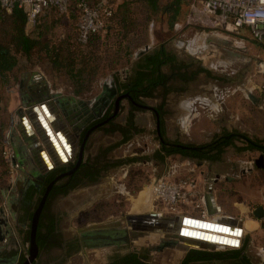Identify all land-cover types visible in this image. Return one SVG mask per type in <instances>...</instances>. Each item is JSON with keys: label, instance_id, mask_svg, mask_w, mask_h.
Segmentation results:
<instances>
[{"label": "rangeland", "instance_id": "1", "mask_svg": "<svg viewBox=\"0 0 264 264\" xmlns=\"http://www.w3.org/2000/svg\"><path fill=\"white\" fill-rule=\"evenodd\" d=\"M104 1L111 9V12L116 13L121 2L124 0ZM125 1L131 3L130 12L133 13L132 16L136 28L133 32L128 34L126 39L121 41L117 36L113 37L111 34L110 37H107L104 31L101 32L96 59L95 61L91 60V66H89V69L94 71V76L89 82L88 87L84 90H78V86L64 73V71H55L41 50L36 48L37 51L33 52V58L31 60L21 55V53L17 54L18 66L13 74L10 75L9 83L3 87L0 85V206L7 200L9 187L20 175H24V173L20 171V167L15 166L10 156H14L15 151L19 149V147H22V149L25 147V151H28L32 139H35L41 146L44 144L38 130L35 128L34 124H32L33 122L30 123L32 120L30 117L32 109H35L38 105L42 106L45 103H49L52 107L56 108L62 119L65 118V114L60 107L61 104H63L66 109L69 106L70 109L72 107L73 110L75 106H78V109L74 111L80 112L79 103H81L80 106L82 103H85V106H87L89 110L94 103L93 101H95L107 86L113 88V86H115L113 84L115 80H124L131 74V66L142 52L151 51L159 44H163L166 49L175 53L179 59L196 63L195 65L206 68L212 78L210 76L208 77L206 73L201 72L197 74L194 82L190 84L191 88L189 87V90L188 85L190 82L186 84L175 80L172 84L178 86L176 87L178 92H170L167 94L164 93L161 88L157 93H154L152 98L142 99L145 105L153 106L163 100L166 103V99H171L172 96L174 97L173 100L177 101L179 99V97H175L177 93L187 90L189 93L187 96L192 98V96H195L194 94H204L205 90L206 93L209 92L210 87L213 85L220 87L231 85V90L234 89V93L225 97V100L222 99V101L224 100L225 102L224 105L231 101L238 106H242L243 109H245V107H250L249 100L242 96L240 88H243L242 81L246 77L254 79L259 78L261 75L260 67L264 65V40L259 42L253 39L251 33L246 28L239 30L238 34L221 30L230 36L232 42H228V45L217 42L213 51L210 47L205 48L206 34H212V30L208 28L204 29L202 25L186 24L185 15L187 12L186 6L188 0H182L180 14L171 26L168 22L169 15L162 12L163 6L169 3L170 0H156L158 10L152 13L148 11L144 3H140L138 0ZM48 17L58 20L59 23L54 29L51 28L50 32L47 33L44 38H48L50 35H55L60 38L66 34L76 35V25L71 20V17L68 18L67 15L60 14L57 11L55 13L50 12L49 14H41L33 23L27 22L26 20L25 32L29 35H34L33 30H35L42 19H50ZM111 25H114V20H112ZM217 30L220 31L219 29ZM111 31L112 30H110L109 33H112ZM202 33L205 35H202ZM73 41V47L77 46L78 43L82 44L78 39H74ZM119 42L120 45L117 44ZM6 43H8L7 40ZM147 46L149 48L145 50ZM126 47L128 49L127 54L125 52ZM77 67H79V65H77ZM92 67L96 69L94 70ZM164 71L169 72V69L165 67ZM25 73H30L37 79L39 96H43L39 99H44L41 101V104L39 103V99L35 103L31 101V99H28V96H26L27 94L20 91V76ZM198 76H200V78H198ZM213 77H218L219 81L213 80ZM22 83L24 84L23 80ZM177 88L183 89L180 91ZM253 89L252 93L256 95V87ZM180 95L181 94L178 96ZM127 107L128 104L124 101L121 107V114L116 121L123 122ZM198 109H200V112L204 116H202V118L194 117L192 121L208 127L212 118L206 111H203L201 108ZM74 111H72V115L75 113ZM164 111L167 115L168 111L166 107ZM251 111L254 112V115L258 118H261V116L264 117V113L261 110L257 111L252 109ZM170 112L173 113L174 111H169V113ZM248 113L250 114L251 112ZM133 115L134 123L142 129L139 134L134 135L132 139L125 142L121 140L119 134L103 137L101 139L102 141H97L96 145L88 152L89 155H91L98 147L107 146L108 148L105 152L109 151L108 156L112 160L117 159L120 161L118 162V166L109 171L99 184H86L82 188H77L71 191L67 196L61 197L56 201L55 208L62 214L61 228L66 235L72 234L71 231H76V229L84 231V229L87 228L90 229L91 227L107 225H116L120 229H129L131 227L127 225L125 216H133L141 213H155L157 216L161 217L188 215L196 219H213V217L204 212L198 204H194L193 211L188 213L185 211L180 212L179 209L177 211H170L165 208L160 201L154 200L152 185L157 178L166 179L162 175L165 163H167V165L168 163L169 165L180 164V162L185 159L179 154L170 155L166 157L164 161L153 159L152 154L158 147L159 141L155 132V123L152 115L149 110L145 111L144 109L134 110ZM23 119L29 121L31 126H28V129H30V127L33 128L31 135L24 136V134H22L20 122H23L21 121ZM241 119L244 123L240 125V129L243 131L237 128H225L215 136L221 135L223 131L229 132L236 130L239 134L245 135L249 139L264 140V124L255 127L253 126V118L242 117ZM175 120L176 118L173 117L174 127L169 131V136L165 134L167 139L171 141L175 140L180 143L183 141L187 144L194 145L208 142L205 140L198 142L196 136H192V140H189L183 137L187 134L185 132H181L184 134L181 140L178 136L175 137L176 131L179 129L177 124H175ZM220 121L226 124L222 114H218L215 118V122ZM166 122L168 123V121ZM166 122L165 133L168 132V130L166 131ZM211 136L212 134L209 133L203 136L202 139L204 137L209 139ZM45 137L47 136L45 135ZM238 138L239 140H236L235 144L240 146L244 140L240 137ZM49 142L52 143V141ZM26 144H28V146ZM54 149H56L55 146ZM257 155L258 154L255 152H239L234 147L230 146L225 150L224 155V158H229L230 162L224 166L228 169V167L232 165L233 167H231L234 172H236L235 176L238 177L240 176L238 167L241 165L246 169L248 165L247 162L250 160L251 163L249 165H253L254 160H252V158ZM130 157L136 158L137 160L128 161V159H131ZM90 158L91 157L87 159L89 160ZM69 159L73 160L71 158ZM125 159L126 163H121ZM236 159H240L244 163L233 162ZM246 160L247 162H245ZM68 163L69 162L60 163V165L67 166ZM262 175H264V173ZM260 179L263 181L264 176ZM171 181L177 182L179 180L175 179ZM258 181L259 179L257 182ZM226 187L229 188L228 186ZM230 192L229 189L226 190V194L229 195ZM247 216L254 217L251 212L248 213ZM139 233L154 232L150 230H141L137 231L135 235L138 236ZM165 234L166 233H159L157 239L143 238L138 242H136V238H130L131 246L138 250L149 248V260L155 264H176L178 259L183 256L185 250L189 249L220 253V255L229 258H234L231 253L240 249V252L246 253L253 262L264 264V237H260L255 233H251V236L243 233L239 238V246L236 245L234 247H189L183 245L180 241H176L174 245L167 246L163 250V253L158 252L155 247L161 240H177L175 236L170 233ZM241 244L243 247H241ZM100 251L102 250L95 249L94 251H90L88 256L75 255L72 257V262L69 264H84L85 262L88 264H99L105 261L104 253L101 254ZM93 253H97V255L94 256Z\"/></svg>", "mask_w": 264, "mask_h": 264}, {"label": "flooded vegetation", "instance_id": "2", "mask_svg": "<svg viewBox=\"0 0 264 264\" xmlns=\"http://www.w3.org/2000/svg\"><path fill=\"white\" fill-rule=\"evenodd\" d=\"M127 79L128 77L121 81L115 80L113 88L107 86V89L105 88L93 101L94 103L89 110L85 103H82L81 106L79 103L80 112H75L78 106H75L74 111L72 107L66 109L61 104L60 107L65 114V118L62 119L63 128L70 130L75 136L73 149L71 146L73 155L71 159L73 160L64 161V163L69 162L64 168L57 162H53L50 167H44L38 157H35L36 153L33 152L34 156L29 157L24 154L22 147L17 149L14 156H10L15 166H19L24 175H20L9 187L7 200L0 206V264H69L72 262L73 256H88L90 251L95 249L102 250L103 252H100L101 254L104 253L105 256V261L99 264H155L149 260V248L143 250L132 248L131 242L130 244L127 243L126 236L121 230L106 234L110 236V241L102 238L91 239L89 236L92 233L77 229L71 231L72 234L66 235L61 228L62 214L55 208V203L59 198L67 196L71 191L82 188L86 184H99L109 171L118 166L120 161L112 160L108 156L109 151L105 152L107 146L98 147L91 155L88 152L96 145L97 141L101 142L103 137L119 134L121 140L125 142L142 131L141 127L135 123L137 129L135 126L128 125L127 117L130 114L131 105L145 111L149 110L152 115L159 141L152 157L160 147V142L163 141L160 121H163L165 129L166 112L164 110L166 103L163 100L149 106L145 105L143 101H136L128 90L120 87V84L125 83ZM173 81L175 80L168 82L173 88L170 92H178L177 86L172 84ZM161 88L157 87L154 93H157ZM124 101L127 102L128 107L123 122H118L116 120L121 114ZM159 105H163V114L158 110ZM72 111L75 112L73 115L71 114ZM117 126L125 127L126 133L121 132ZM175 146L184 150H191L190 148H182V146L190 147L186 143L175 144ZM80 153L81 160L77 164ZM89 157H91L88 161L90 163L86 166ZM125 161L126 159L123 163H126ZM26 166L28 168L25 171L23 168L26 169ZM93 176H96L95 180H92ZM50 183L52 184L50 185ZM47 188L48 192L40 207L36 223L34 236L36 250L32 252L30 250L32 218L39 208ZM57 189H67L68 192L63 193ZM132 233L128 232V238L131 237ZM169 240H161L155 249L163 253L167 246H172L163 243ZM191 250H185L176 264H256L243 252L234 258L224 255L217 258L213 252L199 250L202 252H194L189 257ZM93 255L95 256L97 253H93ZM84 264L88 263L85 262Z\"/></svg>", "mask_w": 264, "mask_h": 264}, {"label": "trees", "instance_id": "3", "mask_svg": "<svg viewBox=\"0 0 264 264\" xmlns=\"http://www.w3.org/2000/svg\"><path fill=\"white\" fill-rule=\"evenodd\" d=\"M91 4L100 2L101 0H87ZM140 3H144L149 12L158 10L156 0H138ZM182 0H170L169 3L163 6L162 12L169 15L168 22L171 25L177 20L180 14V6ZM130 4L128 1H122L118 7L116 13H112L104 19L103 28L94 32H91L85 43L79 44L73 47L72 41L78 39L77 22L79 19V10L75 3H72L67 11L63 13L67 17H71L74 22L75 32L74 34H66L62 38L55 35L44 38V36L50 32L59 23L58 20L44 18L33 30L34 35H29L25 32L26 15L22 8L15 6L10 12H7L0 6V85L6 86L10 81V75L13 74L18 66L17 54L25 56L29 60L33 58V52L37 49L41 50L45 57L48 59L49 64L55 71H64L69 78L78 86V90H84L88 87L89 82L94 76V71L89 69L91 66V60L95 61L96 52L98 50L101 32H105L107 37L112 34L113 37H119L120 41L127 38L128 34L133 32L136 28L132 12H130ZM50 12H56L54 8L46 10L42 14H49ZM112 20L114 25L112 26ZM112 30V33H109ZM9 37V38H8ZM6 40L8 43H6ZM74 42V41H73ZM120 45V42L117 43ZM125 52L127 54L128 49L126 47ZM196 63L186 62L179 59L175 53L166 49L163 44L155 46L151 51L142 53L132 64L131 74L125 83L120 84L121 88L128 90L136 101H142L143 98H149L153 96V93L157 87H162L164 93H168L173 90L168 84L171 80H178L182 83H188L193 81L197 74L203 72L210 74L209 71ZM79 65V67H77ZM168 68L169 72H165L164 68ZM94 70L95 67H92ZM182 91L183 88H177ZM163 105L158 106V110L163 114ZM130 114L127 117L128 125L135 126L134 124V110L138 108L130 106ZM161 120V119H160ZM117 128L123 133H126V128L123 126H117ZM135 129L136 126H135ZM160 132L162 142L160 147L154 153L153 159L164 161L166 157L179 154L181 157L189 158L197 161H219L222 158V154L226 147H234L237 151H258L264 154V140L262 139H250L251 142L242 141V145L235 144L236 140H239L238 136L226 138V136L235 133L239 134L236 130L217 135L212 140L201 143L198 145L187 144L190 147H196L194 150H184L176 147L175 144H181L178 141H171L165 137V129L163 121H160ZM127 139V138H126ZM135 161L136 158L128 159V161ZM87 159L86 166L90 162ZM123 163V162H121ZM63 166L62 168H64ZM90 172V171H87ZM96 176L92 177L95 180ZM49 180V179H48ZM63 193H67V189L59 190ZM243 247V245H241ZM240 249L233 251L231 254L233 257L239 256ZM194 252H202L196 249H192L189 257ZM214 256L221 257L220 253H213ZM187 257V258H189ZM186 258V260H187Z\"/></svg>", "mask_w": 264, "mask_h": 264}, {"label": "crops", "instance_id": "4", "mask_svg": "<svg viewBox=\"0 0 264 264\" xmlns=\"http://www.w3.org/2000/svg\"><path fill=\"white\" fill-rule=\"evenodd\" d=\"M102 1L105 2L104 0ZM221 30L220 31H218L217 29L212 30L211 31L212 34H206L207 36L205 38V44H206L205 48L210 47L213 50L216 47L215 44L217 42H220L221 44H225V45H228V42H232L230 36ZM202 35L205 34L202 33ZM260 69H261L260 70L261 75L259 76V78L251 79L246 77L242 81L243 88H240V90L242 92V96L245 99L247 98L249 100L248 102L250 106V107H245V109H243L242 106H238L232 103L231 101H229V103L224 105L225 97L234 93V89L231 90L232 88L231 85L223 86V87L213 85L210 87L209 92L206 93V90L204 94L197 92L198 94H194L195 96H192V98H190L189 96H187V94H189L188 90L189 87L191 88L190 84L194 82V80L191 81L188 85L187 91L179 92L177 93V96H175V97H179L180 100L178 99L177 101H174L173 96L171 99L170 98L168 100L166 99L165 107L166 110L168 111L165 117V122L168 121V123L166 122L167 123L166 131L168 130L166 134L169 136V131L174 127L173 117L176 118L175 124H177L179 128L176 131L175 137L178 136V138L181 140L182 135H184L181 132H185L187 134H185L183 137L192 140L191 137L196 136L198 142L204 140L205 141L211 140L212 138L215 137L217 133H219L222 129L225 128L226 129L237 128L243 131L242 129H240V125L244 123L241 119L242 117L253 118L254 121L253 126L255 127L257 125L264 124V117L261 116V118L260 117L258 118L257 116L254 115V112L251 111L252 109L257 111L261 110L264 113V96L259 91V86L264 82V65L261 66ZM207 76L208 77L210 76L212 78L211 74L209 75L207 74ZM34 77L35 76H32V74L30 73L21 74L20 91H22V93L27 94L26 96H28V99L29 100L31 99V101H34L36 103V101H38V99L42 95L39 96L38 81ZM198 78H200V76H198ZM22 80L24 84L22 83ZM213 80L219 81L218 77H213ZM254 87H256V95L252 93ZM179 94L181 95L178 96ZM222 99L224 100L222 101ZM39 103H41V100ZM44 105H46L44 107H47L50 110L49 111L50 114L53 115L55 122L57 123L60 130L64 132V133L62 132L63 135L67 138L68 143L72 146L73 149V143L75 139L74 133H71L70 130L63 128L64 126L63 120L60 117L56 108L52 107L51 105L50 107L47 104ZM42 108H43L42 106L38 105L35 109L39 111ZM198 108H201L203 111H206V113L212 118V121L208 125V127H205L201 123L192 121L194 117L202 118V116H204L200 112V109ZM34 110L32 114L34 117H36L35 121L38 123L39 127L41 128V124H40L41 121L39 122L40 118L37 115L38 113L36 112L37 113L36 114ZM169 111H174V112L169 113ZM248 112L251 113L249 114ZM218 114H222L224 116V121L226 122V124H223L222 121L215 122V118ZM56 118H58L60 121L56 120ZM24 122L27 123L26 124L27 126H31L30 123L32 121H30L29 123V121L26 119ZM30 129L31 132H33V128L30 127ZM41 130L45 133L44 129L41 128ZM206 133L212 134L211 138L208 139L204 137L202 139L203 136L207 135ZM44 135L47 136L46 138H44V141L46 143V147L49 149L45 148L44 150L43 147L44 145L41 146V144H39L35 139H32L31 148L29 147L28 151L27 150L25 151L24 149V154H27L29 157H33L34 155L32 153L33 152L36 153L38 159L40 160V162H42L41 165H43L44 167H50L51 165H53V162L64 163V161H69L70 160L69 158L72 157V149H71V154L67 155V152L62 147L63 153L67 156L66 159L62 160L61 156H59L58 152L54 149V145L51 142H49L52 139L49 138L48 133H45ZM182 143H186V142L182 141ZM26 145L28 146V144ZM227 148L228 147H226L225 150ZM35 149H38V151L40 150V153L42 151L44 152L45 159L48 161V163L44 162L39 152L37 150L35 151ZM244 152L257 153L258 155L252 158V160L254 161L261 154H263L256 150L244 151ZM224 155H225V151L223 152L222 158L219 161H206V160L197 161L189 158H184L185 160H182L180 164L169 165L168 163L167 165V163H165L164 165L165 168L162 175L166 179L193 180L195 184L194 188L190 191L189 196L185 199V201L179 203L178 205L179 211L180 212L185 211L189 213L190 211H193L194 204L195 205L198 204L202 208V210L207 214L211 215L213 219H196L193 217H189L188 215H181V216L193 218L196 220L207 221L213 224L214 223L222 224L221 222H219V218H227V219L229 218L232 221H234L231 227L233 228L240 227L241 233L238 236L239 238L243 235V233L245 235H250L251 233H255L260 237H264V217L258 219L255 217L247 216V214L250 212L252 213V211L256 207L258 206L264 207V180L262 181V179H260L264 176L262 175L264 173V168L256 167L254 161H253V165H249L251 163V160L248 162L246 160L245 162H247L248 164L246 169H244V167L241 165L238 167L240 173V176H238L239 177L238 178L235 176L236 172H234L232 165H231L232 167L229 166L228 169L224 166L225 164L230 162L229 158L226 159L224 158ZM233 162L244 163L240 159H236ZM30 165H28V167ZM28 167L26 166V169L23 168V170H27ZM258 179L259 181L257 182ZM226 186H228L229 188H227ZM228 189L231 191L229 195L226 194V190ZM223 234L225 233H222L221 235ZM239 238H238V246L240 244ZM232 246L234 247L233 244L230 247Z\"/></svg>", "mask_w": 264, "mask_h": 264}, {"label": "built area", "instance_id": "5", "mask_svg": "<svg viewBox=\"0 0 264 264\" xmlns=\"http://www.w3.org/2000/svg\"><path fill=\"white\" fill-rule=\"evenodd\" d=\"M75 3L79 10L78 41L85 43L91 32L103 28L111 9L101 0L91 4L87 0H0V6L10 12L15 6L25 11L27 22L33 23L42 13L54 8L63 14ZM185 21L188 25H202L209 30L218 25H230L238 31L246 28L256 41L264 40V0H188ZM221 30V29H219ZM264 96V82L259 86ZM10 156V155H9ZM193 180L155 179L152 185L154 200L170 211H177L194 188Z\"/></svg>", "mask_w": 264, "mask_h": 264}, {"label": "water", "instance_id": "6", "mask_svg": "<svg viewBox=\"0 0 264 264\" xmlns=\"http://www.w3.org/2000/svg\"><path fill=\"white\" fill-rule=\"evenodd\" d=\"M217 27L219 29L231 31L234 33L238 32L237 29H235L234 27H232L230 25H218ZM148 48H149L148 46L145 47V50ZM46 97H47V95H46ZM39 100L43 101L44 99L42 98ZM45 104H49V103H45ZM94 117H96V116H94ZM22 132H23V130H22ZM22 134H25V133L23 132ZM39 134H40V132H39ZM40 136H41L42 140L44 141L43 136L41 134H40ZM233 136H238L248 143L251 142V140L248 137H246L245 135H242V134L232 133V134L226 136V138H230ZM43 145L46 149H48L46 147L45 141H44ZM82 147H83V145H82ZM30 148H31V146H30ZM182 148H190L192 150L196 149V147H187V146H182ZM38 149H36V150L38 151ZM35 157H37V156L35 155ZM80 160H81V153H80V156L78 158L77 164L80 162ZM254 163H255L256 167L264 168V155L261 154L254 161ZM51 184L52 183H50V185ZM48 188H47V191L45 192V194L41 200L39 208L35 211L33 218H32L31 232H30V235H31V248H30V250L32 252H34L36 250V245L34 242L36 223H37V218H38L40 207L42 206V204L45 200L46 194L48 192ZM252 214L255 218H258V219L263 218L264 217V207H262V206L256 207L252 211ZM125 220L127 221V225H129L131 228L120 229V228H118V226L114 225V226H100V227L95 228L93 230L87 229L85 231L92 233L89 236L91 239L102 238V239H106V240L109 239V241H110L111 240L110 236H107L106 234L111 233L113 230H114V232H116L117 230H121L124 232V234L126 236L125 240L127 241L128 244H130V242H131L130 238H136L137 235H135V233L137 231H141V230H148V231L150 230L151 232H154V233H170L171 235H173L175 237L180 236V237H183L185 239L193 240V241L201 240L198 236L199 233L198 232L196 233L195 231L191 232V229L188 230L187 227H199L201 229H206V230H208L206 232V233H208L207 236H211V234H212L213 235V236H211L212 238H214V235L216 233H226V234H231L233 236H239L241 233L240 227L239 228L231 227V225H233L234 221H232L229 218L228 219L227 218H219V222H221L222 224H217V223L213 224L210 222H205L202 220H196V219L188 218V217H181V216L161 217V216H157L155 213H141V214H137V215H133V216L127 215V216H125ZM236 225H239V224H236ZM184 226H187V227H184ZM128 232H133L131 234V237H129V238H128ZM139 234H141V233H139ZM201 241H208V239L207 240L204 239ZM232 242L234 243L233 244L234 246L238 245V239H233L231 241V243ZM163 243H166L169 245H174L176 243V240L171 239V240L165 241Z\"/></svg>", "mask_w": 264, "mask_h": 264}, {"label": "bare ground", "instance_id": "7", "mask_svg": "<svg viewBox=\"0 0 264 264\" xmlns=\"http://www.w3.org/2000/svg\"><path fill=\"white\" fill-rule=\"evenodd\" d=\"M47 105L50 107V104H47ZM44 106H46V105L43 104L42 105L43 108L41 110H39V111L36 110V109L35 110L32 109V111L30 112V117L33 120V124L35 125V128L38 130V132H40V134L43 136V138H46L44 134L48 133L49 138L52 139L51 140L52 144L57 149L58 155L61 156L62 160H64V159L67 158V156L63 153L62 147L64 148V150L67 152V155H68V153L71 154V145L68 143L67 138L63 135L64 132L62 130H60V128L58 127L57 123L55 122V120L53 118V115L50 114V112H49L50 110L47 107H44ZM33 110H34L35 113L36 112L38 113V114L37 113L36 114L40 118L39 122L41 121L40 122L41 128L45 130V133H43V131L40 130V127H39L38 123L35 121L36 117H34L33 114H32ZM58 118H56V120H59ZM25 120L26 119L21 120L23 122H20L21 123L20 125H21V130H23V132L25 133L24 135L27 136L29 134H32V132H29L28 126L26 125L27 123L24 122ZM39 154L41 155V158L44 160V162L48 163V161L45 159L44 152L42 151L40 153V150H39ZM181 217H183V216H181ZM205 222H207V221H205ZM107 226H109V225H107ZM110 226H114V225H110ZM184 227H187V226H184ZM95 228H98V227H91L90 230H93ZM187 228H188V230L191 229V232H193V231H195L196 233L198 232L199 233L198 236H199V238L201 240H204V239L207 240L208 239V241H201V240L193 241V240L185 239V238L180 237V236H176L175 237L177 239L176 241H180V242L183 243V245L189 246V247L190 246H195V247H203V246L206 247L207 246V247H211V248L230 247L232 244H234L233 242L232 243H230V242L233 239H238L239 238L238 236H233L231 234L228 235L226 233L223 234V235H221L222 233H218V234L216 233L214 235V238H212L211 237V236H213L212 234H211V236H207L208 233H206V232L208 230H206V229H201L199 227H187ZM87 229H89V228H87ZM87 229H84V231L87 230ZM112 232H114V230ZM158 236H159V233H141V234H138V236L136 237V241H138L140 239H143V238L157 239ZM219 242H221V243H219ZM183 245H181V246L184 247Z\"/></svg>", "mask_w": 264, "mask_h": 264}]
</instances>
